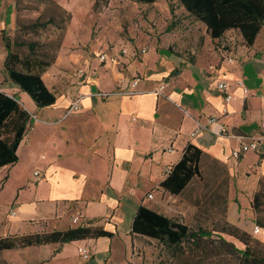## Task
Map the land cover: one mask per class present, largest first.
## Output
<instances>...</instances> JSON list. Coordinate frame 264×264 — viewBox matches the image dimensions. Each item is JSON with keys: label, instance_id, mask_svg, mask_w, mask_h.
Wrapping results in <instances>:
<instances>
[{"label": "crops", "instance_id": "1", "mask_svg": "<svg viewBox=\"0 0 264 264\" xmlns=\"http://www.w3.org/2000/svg\"><path fill=\"white\" fill-rule=\"evenodd\" d=\"M15 10V0H0L4 35L16 27ZM237 38L238 42L226 36L209 63L175 69L172 61L164 60L161 71H156V63L147 58L138 65L148 66L150 73L138 78L135 87L119 72L129 62L128 53L118 55L116 64L100 61L103 66L78 87L81 109L68 113L73 100L55 94L56 102L46 107L49 113L44 118L39 115L44 108H36L29 95L9 81L6 93L16 96L32 121L18 146V161L0 168V193H10L9 208H0V237L78 225L102 226L114 233L111 238L9 251L26 255L23 264H137L141 243L140 236L132 233V223L141 205L194 229L232 239L254 237L264 245V229L254 232L252 207L264 180V142L257 152L248 151L239 159L232 155L244 140L264 137V23L254 45H246L241 32ZM135 70L131 64L129 71ZM239 79L250 94L237 85ZM219 80L229 84L234 99L225 100L216 86ZM161 85L164 91L159 93ZM212 116L220 121L211 123ZM199 126L202 131L191 137ZM188 144L202 150L200 175L173 194L162 183ZM171 147L175 152L167 150ZM78 206L83 218L73 225L71 217ZM11 208L16 211L12 217ZM219 220L224 222L220 228ZM230 225L235 229L221 231ZM242 242L236 246L242 248ZM84 245L91 251L87 260L79 251ZM14 264L21 262L17 259Z\"/></svg>", "mask_w": 264, "mask_h": 264}, {"label": "rangeland", "instance_id": "2", "mask_svg": "<svg viewBox=\"0 0 264 264\" xmlns=\"http://www.w3.org/2000/svg\"><path fill=\"white\" fill-rule=\"evenodd\" d=\"M15 1L16 27L8 31V35L0 32V91L3 92H10L7 85L10 80L2 60L6 56L8 41H11L13 50L22 54L30 53L31 43L37 42L35 52L44 61H52L43 79L55 94L69 97L70 102L78 96L80 82L103 66L98 55L103 50L116 55L124 54L122 50H126L129 62L123 64L119 72L133 82L150 73L148 66L140 68L138 65L147 58L156 63V71H161L164 60L172 61L173 67L203 61L209 63L211 53L224 44L226 36H233L238 42V31L213 41L205 25L178 0H156L150 4L130 0ZM37 21L52 22L31 28ZM143 49L145 54L141 52ZM131 64L136 65L134 72L129 71ZM109 70L118 73L114 68ZM116 89L120 90L119 86ZM20 100L26 103L21 95ZM26 106L32 108L27 103ZM46 109H40V117L49 113ZM9 198V192L0 193V208L10 206ZM223 224L219 220L217 227ZM220 237L215 232L211 238L198 236L197 241L187 242L183 250L175 251L174 247L158 239L140 236L137 264H264V245L259 239L223 236L235 246L238 240L243 241L242 248L236 247L244 254H232L215 243ZM26 257L9 250L0 251V264H14L17 259L23 264Z\"/></svg>", "mask_w": 264, "mask_h": 264}, {"label": "trees", "instance_id": "3", "mask_svg": "<svg viewBox=\"0 0 264 264\" xmlns=\"http://www.w3.org/2000/svg\"><path fill=\"white\" fill-rule=\"evenodd\" d=\"M150 4L156 0H130ZM197 20L205 23L208 34L213 41L222 39L230 29L241 32L246 45H254L257 34L264 23V0H178ZM35 22L31 28L51 23ZM37 42L31 43V52L22 54L12 49L11 41L6 42V57L3 64L8 79L19 86L22 92L35 102L38 108H46L56 102L55 93L43 79L51 60L44 61L34 50ZM31 114L23 108L16 96L0 91V168L18 161V146L23 140ZM202 150L192 144L185 147L183 158L172 168L162 186L173 194L186 187L189 181L200 175L199 161ZM255 222L264 229V180L254 194L252 201ZM235 229L232 225L221 231ZM220 231V230H219ZM132 233L151 237L181 251L187 242L197 241L198 236L212 237L213 233L204 229H194L182 222L172 220L168 216L141 205L132 223ZM113 232L102 226L78 225L65 230H52L30 234H14L0 237V251L26 248L34 245L42 246L50 243H66L82 239L111 238ZM218 247H225L232 254H244L231 241L220 237L215 242ZM249 250V247L247 248Z\"/></svg>", "mask_w": 264, "mask_h": 264}, {"label": "built area", "instance_id": "4", "mask_svg": "<svg viewBox=\"0 0 264 264\" xmlns=\"http://www.w3.org/2000/svg\"><path fill=\"white\" fill-rule=\"evenodd\" d=\"M122 51H123L124 54L127 53L126 50H124V49ZM141 52L142 53H146V50L143 49ZM99 57H100V60H101L102 63L108 62V63H111V64H116V63L119 62V56L116 55V54H114V53L113 54L112 53H108V51H102V52H100L99 53ZM228 59H229V61H233V57L231 55L228 56ZM213 67H215V66H211V68H213ZM138 80L139 79L136 78L132 82L131 86L132 87H135L138 84ZM243 81H244L243 79H239L238 81H236V83H237L238 86L242 87L243 90H244V93L246 95H248V94H250V90H249L248 87H246L244 85V82ZM216 86H217L218 89H220V91H222V92L225 93V97L224 98H225V100L227 102H229L232 99H234L235 95L232 94V93H230L228 91L229 84L225 80H223V81H220V80L219 81H216ZM163 91H164V86L163 85L159 86L158 87V92L159 93H162ZM80 100H81V96L79 95L75 101L73 100L71 102V106L68 109V113H70L72 111H78L79 109H81ZM209 121L211 123H214V122H219L220 120H219V118L217 116H212L209 119ZM223 130H224V127H223V129H221V131H223ZM201 131H202V127L199 126L194 131L191 132L190 136L191 137H194L197 134H199ZM262 142H264V137L263 138H251V139L248 138V139L244 140L237 149H235V150L232 151V155L234 156L235 159H239L245 153H247L248 151H255V152H257V151L260 150V146H261ZM167 150L170 153L175 152V149L172 148V147L170 149L167 148ZM167 171L170 174V172L172 171V169L171 168H168ZM38 172L39 171H36V172H34V174L35 175H38ZM148 197L149 198H153V194L152 193H149L148 194ZM9 214L11 216L16 215L15 209H13V208L9 209ZM82 218H83L82 207L78 206V207L75 208V213L71 217V223L73 225H77L79 222H81ZM260 229H261L260 226L257 225L256 227H254V232L257 233V232L260 231ZM79 251H80L82 257L85 258L86 260L89 258L90 254H91L90 249L88 247H86V245L81 246L79 248ZM129 264H134V263H129Z\"/></svg>", "mask_w": 264, "mask_h": 264}]
</instances>
